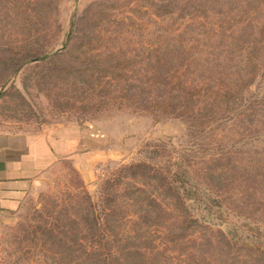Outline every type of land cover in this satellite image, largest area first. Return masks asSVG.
<instances>
[{
	"label": "rangeland",
	"instance_id": "1",
	"mask_svg": "<svg viewBox=\"0 0 264 264\" xmlns=\"http://www.w3.org/2000/svg\"><path fill=\"white\" fill-rule=\"evenodd\" d=\"M93 1L0 0V132L61 128L82 143L75 154L68 143L2 223L0 264H98L97 251L125 264H264L203 220L190 228L177 203L182 188L197 185L230 219L264 226V34L237 35L242 20H223V10L146 23L131 10L139 0H117L112 15L125 23L77 46L72 18ZM32 4L46 7L41 20L28 17ZM248 21L264 27L257 13ZM32 45L46 56L24 61ZM167 49L207 65L178 63L180 77L163 67L154 76L150 59ZM206 76L231 92H190ZM137 187L140 201L129 206Z\"/></svg>",
	"mask_w": 264,
	"mask_h": 264
},
{
	"label": "trees",
	"instance_id": "2",
	"mask_svg": "<svg viewBox=\"0 0 264 264\" xmlns=\"http://www.w3.org/2000/svg\"><path fill=\"white\" fill-rule=\"evenodd\" d=\"M36 1L39 2V0ZM115 1L117 0H94L91 4L88 5L86 11L84 12V15L77 18H75L74 16L72 18L68 37H70V34H73L74 38H76V40L80 42V44L77 46H82L85 42H91L92 39H101L105 30L103 26H107L108 24H111L112 26H121L122 24H124L125 22L123 19H115L112 15V9L116 6L114 3ZM232 1L233 3L237 1L239 4L234 6ZM251 3L252 0H139L136 3V6L131 7V10L134 15H136L137 11H140V13L143 12V15L146 18V23H148V21L153 17L163 19L166 17L177 18L178 16L185 18L190 17V19H195L198 21L203 20L204 18H209L211 13L215 12V10L218 12H220V10H223L225 11L226 15L223 20L229 19L233 16H237L242 20V22H240L242 23V26L239 29L237 35L241 34L249 27H251V30H249V35H263L264 27L261 25L257 28L256 31L251 22L248 21V18L255 16V13H257V15H259L261 19V24H264V0H259L258 4L254 6L250 5ZM34 4L30 6L34 9H31L29 6H25L29 7L27 9V15L32 19L41 20L43 18V12H46L47 9L45 7L38 10L40 4H38L37 7L34 6ZM233 10L235 11L233 12ZM132 18H128L130 23L135 22V18ZM146 31L150 32L148 28H146ZM233 38L235 39L236 35H234ZM261 42L264 44V38L261 40ZM234 43L235 42L233 41L232 46ZM247 44L248 43L245 44L243 49L247 47ZM38 51L39 49L36 47V45H32L28 50H25L23 54V56L25 57L24 61L38 60L39 57L46 56V54L37 56L38 53H40ZM174 51H169L167 49V58H156V60L150 59V63H152L150 65V68L154 69L155 72V69L159 67L166 68V71H168V69H173L171 71L172 74L179 72L177 69H175V66L178 65V63H180V65H183V67H187V65H189L190 63V67H192V65H194L195 62L199 60L202 61L203 64L207 65V63H205L207 61L202 60L200 56H196L192 59L178 56L175 60ZM150 52H157V49L155 47H152L150 48ZM180 73L181 72L178 73V76L180 75ZM156 74L157 72L154 73V76ZM168 76H170V74H168ZM146 78H148L150 81L152 79H155L153 78V75L151 76V74L146 76ZM209 78L210 77L206 76L202 80L198 81L197 84L194 80H192L190 82V87H188L190 88V92L191 90H193L201 93L199 95H204L205 92L211 91L213 93H216L217 96H222L224 93L229 91L231 92L232 88L230 86H228V88L225 87L224 89L215 84H212ZM167 81H169V79ZM243 90L244 89H241L240 91ZM140 166L143 165L136 164L135 166H130L129 168ZM136 189L138 193L130 195L134 198L132 200V204H128L129 206L133 205V201H140L139 195H141L140 193L143 192V189L138 187ZM182 189L184 191L186 190V194H182L178 198L177 203L180 206L181 210L187 213L183 214L184 223L186 221L187 225L189 224L190 228H192L195 225H199L200 221L203 220V225H208L210 229L219 232L221 240L224 239L227 243H237L239 244V246L244 247V249L249 250L251 253H254L256 258L264 259L263 225L258 223L251 224L248 222H240L237 219H230L229 213L225 208L223 201L213 197L210 194L203 193L202 191H200L197 185L194 187H190V189ZM142 200L149 205L154 204L156 208H159L158 202L153 197L145 196V198H142ZM188 208H190V213H188ZM193 210L197 211L200 217L194 214ZM188 214L190 216L186 217ZM94 220L96 221V219ZM215 224H217L218 226H215ZM221 225L226 226L222 227L221 229ZM97 253L100 256V259H102L99 260L100 262L98 264H125L119 259L108 258L110 255H116V253L114 252H109V254H106L105 252L97 251Z\"/></svg>",
	"mask_w": 264,
	"mask_h": 264
},
{
	"label": "crops",
	"instance_id": "3",
	"mask_svg": "<svg viewBox=\"0 0 264 264\" xmlns=\"http://www.w3.org/2000/svg\"><path fill=\"white\" fill-rule=\"evenodd\" d=\"M60 129L38 134L0 132V227L20 209L38 178L67 155L68 143L70 154L80 151L81 139H67Z\"/></svg>",
	"mask_w": 264,
	"mask_h": 264
}]
</instances>
